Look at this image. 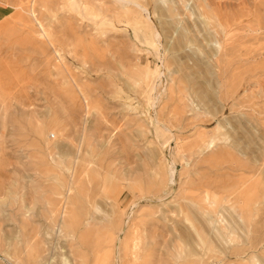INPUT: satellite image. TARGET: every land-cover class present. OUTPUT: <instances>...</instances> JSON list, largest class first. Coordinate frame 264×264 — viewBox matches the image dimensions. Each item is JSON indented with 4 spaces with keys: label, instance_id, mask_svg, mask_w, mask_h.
Masks as SVG:
<instances>
[{
    "label": "rangeland",
    "instance_id": "obj_1",
    "mask_svg": "<svg viewBox=\"0 0 264 264\" xmlns=\"http://www.w3.org/2000/svg\"><path fill=\"white\" fill-rule=\"evenodd\" d=\"M137 237L264 264V0H0V264Z\"/></svg>",
    "mask_w": 264,
    "mask_h": 264
},
{
    "label": "bare ground",
    "instance_id": "obj_2",
    "mask_svg": "<svg viewBox=\"0 0 264 264\" xmlns=\"http://www.w3.org/2000/svg\"><path fill=\"white\" fill-rule=\"evenodd\" d=\"M118 1V0H117ZM121 1V0H120ZM140 6V5H139ZM143 8V7H142ZM140 9V8H139ZM141 10V9H140ZM137 232V231H135ZM137 234V233H136ZM136 236V235H135ZM138 236V234H137ZM138 238V237H137ZM131 241V240H130ZM135 242L133 243V247H132V250H133V260H132V263L131 264H141V261L143 260L144 258V254H143V249L140 250V247H139V251H137V248H138V243H139V238L134 240ZM141 241V240H140ZM132 243V242H131Z\"/></svg>",
    "mask_w": 264,
    "mask_h": 264
}]
</instances>
